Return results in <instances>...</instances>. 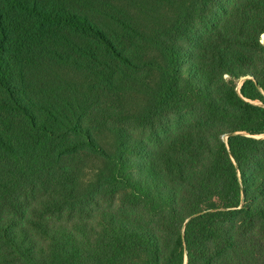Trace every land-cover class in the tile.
<instances>
[{
	"label": "trees",
	"instance_id": "1",
	"mask_svg": "<svg viewBox=\"0 0 264 264\" xmlns=\"http://www.w3.org/2000/svg\"><path fill=\"white\" fill-rule=\"evenodd\" d=\"M191 2L177 33L204 30L194 48L163 45L160 66L140 59L151 40L113 6L104 27L66 0H0V264H264V0ZM58 69L104 95L156 71L144 91L155 106L203 115L207 133L178 135L197 143L157 151L167 177L137 182L124 135L109 154L86 93ZM190 147L209 159L191 173L179 161ZM80 155L112 164L102 191H129L148 214L104 211L96 229L76 218L77 177L62 165Z\"/></svg>",
	"mask_w": 264,
	"mask_h": 264
},
{
	"label": "rangeland",
	"instance_id": "2",
	"mask_svg": "<svg viewBox=\"0 0 264 264\" xmlns=\"http://www.w3.org/2000/svg\"><path fill=\"white\" fill-rule=\"evenodd\" d=\"M66 1L104 27H110L106 13H115L111 6L118 9L119 15L125 13L137 29L151 40L141 49L140 59L160 66L165 65L163 45L172 42L184 48H194L190 41L196 32H203L205 26L204 21H199L197 30L191 29L190 25V28L184 25L183 33L181 35L177 33L178 28L182 26L180 14L192 5L191 0ZM172 32L174 35H171ZM261 39L264 43V36ZM191 57L184 58L182 63L187 71L192 68L194 62H198L196 59L190 60ZM54 73L60 78L75 82L81 88L80 91L86 93L93 107L90 125L93 127L94 136L109 154H117L121 145L120 135H124L126 147L131 151L129 159L133 171L132 178L137 182L149 178L150 169L159 172L158 178L167 177L160 156H154L157 151H163L169 145L179 148L182 142L190 145L197 143V140L189 141L187 138L182 141L178 135L189 134V131L201 136L207 133L209 124L203 115L184 108L155 106V99L146 92H155L159 85L161 75L156 71L140 75L141 84L128 83L129 88L125 92L106 95L100 91L90 94L94 82L82 73L70 69H58ZM185 82L191 85L193 80L186 79ZM175 138H178L177 141ZM221 138L225 139V134H221ZM257 138L264 139V135ZM186 151V156H181L179 161L184 167L189 168L190 173L193 170L197 172L204 164V167L209 164V159L206 160L204 154L196 152L192 147ZM148 154L153 156L149 157ZM62 166L77 177L76 218L85 222L89 228L98 227L97 217L105 215L104 211L111 210L117 214L124 212L143 217L148 214L143 207H134L131 203L133 193L117 189L102 191L101 181L112 173L114 169L112 164L99 157L80 155L68 163H63ZM189 174L186 177H189ZM62 220L68 222L70 217L65 214Z\"/></svg>",
	"mask_w": 264,
	"mask_h": 264
}]
</instances>
